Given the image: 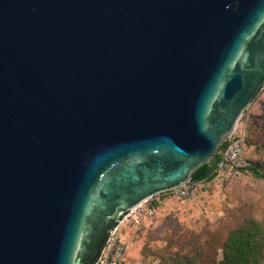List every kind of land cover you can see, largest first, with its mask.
I'll use <instances>...</instances> for the list:
<instances>
[{"label":"water","instance_id":"water-1","mask_svg":"<svg viewBox=\"0 0 264 264\" xmlns=\"http://www.w3.org/2000/svg\"><path fill=\"white\" fill-rule=\"evenodd\" d=\"M263 88L264 0H0V264H94Z\"/></svg>","mask_w":264,"mask_h":264},{"label":"rangeland","instance_id":"rangeland-1","mask_svg":"<svg viewBox=\"0 0 264 264\" xmlns=\"http://www.w3.org/2000/svg\"><path fill=\"white\" fill-rule=\"evenodd\" d=\"M258 109L260 117L252 115ZM262 122L264 88L237 124L241 129H248L252 141L249 158L264 165ZM246 219L264 225V182L247 173L212 182L189 200H163L155 216L144 220L143 227L130 236L126 264H159L168 247L178 250L175 241L186 245V250L188 243L200 245L205 240L215 241L212 258L221 260L222 250L218 248L227 234Z\"/></svg>","mask_w":264,"mask_h":264},{"label":"trees","instance_id":"trees-1","mask_svg":"<svg viewBox=\"0 0 264 264\" xmlns=\"http://www.w3.org/2000/svg\"><path fill=\"white\" fill-rule=\"evenodd\" d=\"M258 95L254 98V101ZM247 111L248 110L245 112ZM257 111H259V109L254 111L252 115L260 117V111ZM261 128H264V122H262ZM245 132V143L249 150L252 141L248 134L247 127H245ZM226 145L227 140L219 148L214 158L193 174L192 181L201 182L202 184H210L214 181L216 177L215 166L220 160L221 153ZM247 157L250 166L248 169L242 170L241 173L250 174L253 179L264 182V165L253 162V160L249 158L248 152ZM170 199L171 194L165 193L154 198L151 204L158 207L163 200ZM175 244H178V250H176L174 246L168 247V253L161 255L159 264H264V225L254 219L244 220L237 228L227 234L225 240H223L218 248L222 250L221 260H217V258L214 259V257L212 258V253L215 250V241L205 240L200 245L188 243L187 250L186 245L184 246L183 243L175 241Z\"/></svg>","mask_w":264,"mask_h":264},{"label":"built area","instance_id":"built-area-1","mask_svg":"<svg viewBox=\"0 0 264 264\" xmlns=\"http://www.w3.org/2000/svg\"><path fill=\"white\" fill-rule=\"evenodd\" d=\"M245 139V129L236 125L232 135L227 139V145L221 153L220 160L215 166L216 177L213 182L228 180L232 176L240 174L242 170L249 168L248 148ZM208 185L190 180L169 193L173 200H189ZM153 199L145 201L121 218L113 232L108 235L94 264H126L127 243L130 236L143 227L144 220L152 219L157 212V207L151 204Z\"/></svg>","mask_w":264,"mask_h":264}]
</instances>
